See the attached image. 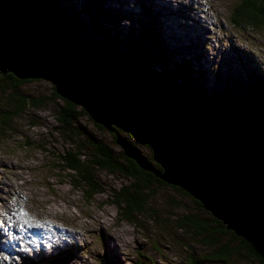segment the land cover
<instances>
[{
  "label": "rangeland",
  "instance_id": "rangeland-1",
  "mask_svg": "<svg viewBox=\"0 0 264 264\" xmlns=\"http://www.w3.org/2000/svg\"><path fill=\"white\" fill-rule=\"evenodd\" d=\"M48 1H51L54 7H61L72 15L77 11L80 23L89 29L87 33H94L96 40L104 38L107 32L118 31V42L121 40L124 42L121 43V48L129 50L127 38L131 33L138 51L146 50L142 55L149 57V71L158 73L166 67L165 75L177 76L180 86L187 82L193 83L192 86L201 87L204 93L215 96H220L219 92H227V88L229 93L236 96H244L243 91L246 90L243 82L238 81L237 84L234 81L232 72L219 58L211 57L202 51L198 40L194 39L196 34L201 36L208 51L214 56L228 50L225 48L226 45H231V42L236 40L237 47L250 52L255 60L264 66V22L250 25L243 17H234L235 7L242 0ZM14 2L24 12L22 0ZM86 7L91 8L93 12L90 13ZM209 15L211 16L208 19L206 16ZM204 22H207L206 29L199 27V31L193 33L195 36L191 37L189 27L194 29ZM150 30L154 39L150 38L152 35ZM139 42L142 47L138 45ZM160 51L166 54L165 62L168 65L162 62L160 56H155ZM230 54L235 60L230 62L235 64L237 69L246 66L245 63L239 62L235 51H230ZM183 63L187 65H181ZM87 64L91 67L88 62ZM0 73L2 75V72ZM111 75L116 76L117 72L112 70ZM31 77L33 79L17 83L13 77L0 78L1 107L15 106L14 100L20 95L27 97L24 110L12 116L9 126H5V133L0 132V204L10 191H19L26 193L29 205L36 207L44 205L52 214L61 213L59 208L65 210L62 215L76 221L69 224L67 231L69 238H73L71 233L73 232L76 234L74 237H78L81 242L80 245L72 246V257L68 258V264H101L102 258H107L112 264H152L153 261L176 264L186 262L191 252L201 256L216 247L202 241L201 235L178 225L181 215L194 212L200 207L190 194L169 184L156 181L155 185H152L154 192L148 198V206L136 223L119 217L118 207L112 203L107 193L98 192L96 196L85 199L81 190L75 189L70 179L64 176V170L58 166L59 161L56 157V154L62 153L66 145L71 144V140L64 139L56 129L58 125L56 111L63 97L55 98V101L47 98L41 105L29 102V98L39 94L49 96L48 91H52L53 86L57 89V85L51 79ZM160 80H163L161 83L166 87L165 79ZM178 93H181L179 89ZM219 101L223 100L218 98ZM244 101L240 99L238 105L243 106ZM78 106L81 108L79 104ZM207 112L209 113L206 120L210 121V125L218 123L224 116L218 109ZM76 122L84 130L81 136L90 135L91 131L97 138L109 144L113 154L122 149V145L116 141V134L121 132L116 130V134H112L109 130L101 129L89 113L82 114ZM128 138L155 165L157 162L159 170H165L163 165L153 160L150 155L153 148L149 149L143 145L137 136L128 135ZM119 160L128 162L123 157ZM99 174L106 180L107 189L118 187L129 178L123 173H111L107 170H102ZM11 184L14 186L12 189ZM200 212L204 216L209 215V212L202 210ZM210 218L215 225L216 221L212 219L211 214ZM77 221L83 222L79 228L76 225ZM89 221L92 222L88 223ZM87 224L89 227H96L89 229L86 228ZM220 237L227 241L231 236L226 234ZM232 243L234 242L231 241ZM234 259L241 261L240 264H264L239 255ZM209 262L229 264L226 261Z\"/></svg>",
  "mask_w": 264,
  "mask_h": 264
},
{
  "label": "trees",
  "instance_id": "trees-1",
  "mask_svg": "<svg viewBox=\"0 0 264 264\" xmlns=\"http://www.w3.org/2000/svg\"><path fill=\"white\" fill-rule=\"evenodd\" d=\"M14 1L0 0V12L5 11L21 22L35 26L54 41L61 42L66 51L79 53L85 62L90 64L89 71L107 81L134 116L152 128H158L173 136L192 137L197 141V144H200V147L219 152L231 166L240 171L247 179L252 180L255 188L264 193V76L258 82L250 77V84L243 91L244 96L231 94L228 92V88L227 92H219L220 96H215L211 93H204L201 87L192 86L193 83L187 82L180 86L177 76L172 74L166 76L167 73H164L166 67L158 73L149 71V57L142 55V52H146V50L138 51L136 43L131 38V33L127 38L129 50L128 48L125 50L120 46L121 43L124 44L123 40L118 42V31L107 32L106 36L99 40H96L94 33H87L89 29L85 27V24L80 23L77 11L72 15L61 7H54L53 3L48 0H22L23 12ZM235 8L234 17L241 16L252 23L264 22V0H242ZM97 9L99 10L98 7ZM88 10L90 13L93 12L91 8ZM150 32L152 34L151 30ZM95 34H98L97 31ZM150 38L154 39L155 37L152 34ZM138 45L142 47L140 42ZM155 56H160L162 62L167 64L165 62L167 56L163 51ZM112 70L117 72L116 76L111 75ZM11 72H7L6 75L0 73V78L13 77L16 83L33 79L31 76L19 78L16 74L12 75L14 73ZM160 78L165 79L166 87L161 83L163 80ZM233 79L238 84V77ZM178 89L181 93L177 94ZM163 92L165 93L162 94ZM48 93L49 96L42 94L33 96L29 98V102L41 105L47 98L55 101V98L63 97V101L56 111L58 119L56 129L64 139H70L71 144L66 145L62 153L56 154V157L59 161L58 166L64 170V176L70 179L75 189L81 190L85 199L96 196L98 192L107 193L112 203L118 207L119 217L136 223L148 206V198L154 192L152 185H155L156 181L169 184L190 194L200 207L199 209L202 208V211L209 212V215L206 214V216L200 214L201 210L199 209L194 212H186L179 217L178 225L201 235V239L205 243L216 246L209 253L201 256L191 252L186 262L176 264H210V260L226 261L229 264L239 262L240 264L241 261L234 259L238 255L250 258L253 262L264 263V248L260 243L250 241L237 234L233 229L226 227L225 223L205 208L201 200L188 189L162 178L153 169L142 166L137 158L130 157L125 151V147L121 146V142L117 141L115 131L121 132L119 135L126 139L140 157L158 169L157 162L155 165L146 154L141 153L130 141L128 135L137 136L139 142L152 149L153 146L148 141L135 131L116 124L112 125L115 129L113 131L103 122L96 121L92 117L101 129L116 134V141L122 149L113 154L109 144L103 139L97 138L91 131H89L90 135H80L84 133V130L76 121L82 114L89 113L82 103L64 96L54 86L53 90ZM26 98L24 95H20L14 100V104L16 101L15 106L12 105L8 108L0 106L1 133H5V126H9L12 116L24 110ZM218 98L223 101L218 102ZM233 98L234 100H232ZM240 99L245 100L243 106L238 105ZM9 101H11L10 98ZM214 109H218L224 116L219 119L218 123L210 125V121L206 120L209 113L207 111L212 112ZM150 155L154 160L153 151L150 152ZM120 157L128 162L119 160ZM102 170L123 173L129 178L120 186L107 189L106 180L99 174ZM210 214L216 221L215 225H213ZM226 234L231 237L227 241H223L220 236ZM231 241L234 243L231 244ZM45 264L68 263L64 260V256H60V258L50 260ZM101 264L112 263L107 258H102ZM152 264L175 263L153 261Z\"/></svg>",
  "mask_w": 264,
  "mask_h": 264
},
{
  "label": "water",
  "instance_id": "water-1",
  "mask_svg": "<svg viewBox=\"0 0 264 264\" xmlns=\"http://www.w3.org/2000/svg\"><path fill=\"white\" fill-rule=\"evenodd\" d=\"M51 79L65 96L82 103L91 116L115 130L112 123L133 130L149 141L165 170L154 168L119 134L125 151L157 175L180 184L201 200L226 227L264 248V193L252 180L212 149L192 137H176L146 125L134 116L104 79L87 69L77 52H68L35 26L0 12V72Z\"/></svg>",
  "mask_w": 264,
  "mask_h": 264
},
{
  "label": "bare ground",
  "instance_id": "bare-ground-1",
  "mask_svg": "<svg viewBox=\"0 0 264 264\" xmlns=\"http://www.w3.org/2000/svg\"><path fill=\"white\" fill-rule=\"evenodd\" d=\"M86 63V62H85ZM86 66H87V63H86ZM87 69H88V66H87ZM88 71H89V69H88ZM90 72V71H89ZM91 73V72H90ZM43 78H45V79H49V78H47V77H43ZM88 112H89V110H88ZM112 125H115V123H112ZM117 125V124H116ZM118 126V125H117ZM108 127V126H107ZM109 128V127H108ZM111 129V128H110ZM154 129H156V128H154ZM157 130V129H156ZM141 136V135H140ZM142 137V136H141ZM176 137H178V136H176ZM185 138V137H184ZM195 140V139H194ZM196 141V140H195ZM149 142V141H148ZM197 142V141H196ZM150 143V142H149ZM122 144V143H121ZM151 144V143H150ZM152 145V144H151ZM198 145H200L199 143H198ZM123 146V145H122ZM153 146V145H152ZM152 151H153V156H154V148L152 149ZM155 158V157H154ZM155 160H156V158H155ZM263 197H264V194L262 195Z\"/></svg>",
  "mask_w": 264,
  "mask_h": 264
},
{
  "label": "clouds",
  "instance_id": "clouds-1",
  "mask_svg": "<svg viewBox=\"0 0 264 264\" xmlns=\"http://www.w3.org/2000/svg\"><path fill=\"white\" fill-rule=\"evenodd\" d=\"M246 20V19H245ZM248 23H251V24H254L255 25V23H252V22H249L248 20H246ZM259 22H262V21H259Z\"/></svg>",
  "mask_w": 264,
  "mask_h": 264
}]
</instances>
